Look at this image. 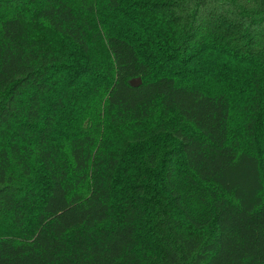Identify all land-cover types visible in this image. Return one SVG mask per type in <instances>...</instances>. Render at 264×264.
Masks as SVG:
<instances>
[{
    "label": "trees",
    "instance_id": "16d2710c",
    "mask_svg": "<svg viewBox=\"0 0 264 264\" xmlns=\"http://www.w3.org/2000/svg\"><path fill=\"white\" fill-rule=\"evenodd\" d=\"M0 264H264V0H0Z\"/></svg>",
    "mask_w": 264,
    "mask_h": 264
},
{
    "label": "water",
    "instance_id": "95a60500",
    "mask_svg": "<svg viewBox=\"0 0 264 264\" xmlns=\"http://www.w3.org/2000/svg\"><path fill=\"white\" fill-rule=\"evenodd\" d=\"M142 83V79L140 77L133 78L131 80V85L132 86H139Z\"/></svg>",
    "mask_w": 264,
    "mask_h": 264
},
{
    "label": "rangeland",
    "instance_id": "374dc122",
    "mask_svg": "<svg viewBox=\"0 0 264 264\" xmlns=\"http://www.w3.org/2000/svg\"><path fill=\"white\" fill-rule=\"evenodd\" d=\"M236 123V122H235ZM236 125H237V123H236Z\"/></svg>",
    "mask_w": 264,
    "mask_h": 264
}]
</instances>
